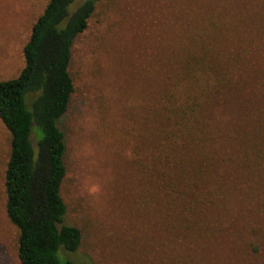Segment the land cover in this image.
<instances>
[{"label":"trees","instance_id":"16d2710c","mask_svg":"<svg viewBox=\"0 0 264 264\" xmlns=\"http://www.w3.org/2000/svg\"><path fill=\"white\" fill-rule=\"evenodd\" d=\"M75 1L48 0L23 46L24 68L0 81V121L10 135L4 211L18 233L19 264H74L60 262L58 252H76L82 243L81 229L64 223L67 146L60 123L75 90L72 48L96 0L71 10ZM195 26L178 75L149 111L157 122L156 136L146 139L152 144L141 140L133 148L142 202L151 195L161 210L163 196L169 209L180 210L186 234L202 239L232 230L248 243L247 253L257 254L264 233L249 210L264 215V114L261 93L247 89L262 84L257 69L229 49L234 25L202 19ZM215 108L230 115V127L214 122Z\"/></svg>","mask_w":264,"mask_h":264},{"label":"rangeland","instance_id":"374dc122","mask_svg":"<svg viewBox=\"0 0 264 264\" xmlns=\"http://www.w3.org/2000/svg\"><path fill=\"white\" fill-rule=\"evenodd\" d=\"M47 2L0 0V81L16 78L24 68L23 46ZM202 19L210 26H235L237 38L229 49L257 69L261 89L248 87L247 93H261L264 114V0H96L87 29L72 48L75 90L60 123L67 146L64 223L81 229L82 243L73 253L61 248L60 262L264 264V251L247 253L248 243L236 232L197 239L186 234L180 210L169 209L163 196L161 210L151 195L142 202L143 179L136 171L141 162L133 148L141 140L144 147L152 144L146 139L156 136L157 122L149 111L175 70L178 75L190 49L186 40ZM211 113L214 122L231 126L227 112ZM9 144L0 121V264H19L18 233L4 211ZM249 211L264 233V215Z\"/></svg>","mask_w":264,"mask_h":264}]
</instances>
